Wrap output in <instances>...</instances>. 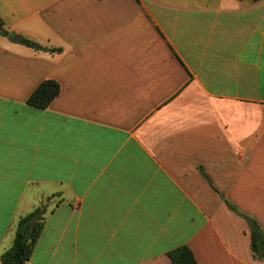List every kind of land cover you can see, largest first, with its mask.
I'll return each instance as SVG.
<instances>
[{
    "label": "crops",
    "instance_id": "0c3cea01",
    "mask_svg": "<svg viewBox=\"0 0 264 264\" xmlns=\"http://www.w3.org/2000/svg\"><path fill=\"white\" fill-rule=\"evenodd\" d=\"M0 19V254L43 205L27 264L180 245L264 264L242 216L264 231V0H0ZM47 79L58 95L28 105Z\"/></svg>",
    "mask_w": 264,
    "mask_h": 264
},
{
    "label": "trees",
    "instance_id": "16d2710c",
    "mask_svg": "<svg viewBox=\"0 0 264 264\" xmlns=\"http://www.w3.org/2000/svg\"><path fill=\"white\" fill-rule=\"evenodd\" d=\"M259 1V0H252ZM3 21L0 19V35H7ZM18 42L35 50L59 51V48H47L36 41L19 35ZM57 81L47 79L42 81L28 96L27 104L38 108H46L58 95ZM46 207L40 205L32 211L21 216L16 224L15 234L11 246L0 254L1 264H27L32 250L44 226ZM247 221L250 231V248L255 258L264 260V231L248 216L242 215ZM170 264H197L191 249L186 245L177 246L167 252Z\"/></svg>",
    "mask_w": 264,
    "mask_h": 264
},
{
    "label": "water",
    "instance_id": "95a60500",
    "mask_svg": "<svg viewBox=\"0 0 264 264\" xmlns=\"http://www.w3.org/2000/svg\"><path fill=\"white\" fill-rule=\"evenodd\" d=\"M8 36H9V38H15V35H14V33L13 32H10L9 34H8Z\"/></svg>",
    "mask_w": 264,
    "mask_h": 264
}]
</instances>
